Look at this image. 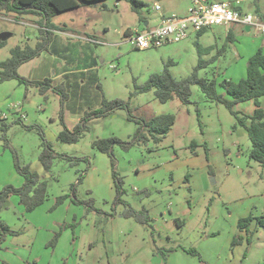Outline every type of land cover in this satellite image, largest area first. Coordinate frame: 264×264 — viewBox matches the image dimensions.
Here are the masks:
<instances>
[{"label":"rangeland","instance_id":"obj_1","mask_svg":"<svg viewBox=\"0 0 264 264\" xmlns=\"http://www.w3.org/2000/svg\"><path fill=\"white\" fill-rule=\"evenodd\" d=\"M138 1L145 6L108 0L105 8L100 3L53 18L48 49L18 73L64 86L66 101L53 90L0 82V192L24 185L16 160L47 185V199L32 212L17 195L0 208V264H264V226L258 224L264 222V167L250 158L246 130L199 86L191 88L189 105L161 103L154 91L137 90L165 70L177 80L191 76L200 58L196 44L212 61L199 71L201 78L238 82L250 56L264 53L263 35L238 28L229 39L228 27L215 26L202 37L140 51L127 42L126 30L143 21L154 25L162 15H183L193 0ZM240 1L245 12L264 16V0ZM42 23L37 15L0 14V37L11 35L0 47V64L12 49L43 42ZM85 66L95 67L76 71ZM62 70L69 72L54 79ZM104 98L124 101L129 110L92 119L76 144L58 140L63 122L73 131ZM260 102L264 108V97ZM237 110L250 115L254 103ZM162 115L176 120L165 138L156 142L145 130L147 139L135 141L142 122ZM41 132L57 156L50 172L40 162ZM109 139L120 141L112 148L114 167L93 147ZM132 209L146 214L149 224L128 217ZM248 217L249 241L238 230Z\"/></svg>","mask_w":264,"mask_h":264},{"label":"trees","instance_id":"obj_2","mask_svg":"<svg viewBox=\"0 0 264 264\" xmlns=\"http://www.w3.org/2000/svg\"><path fill=\"white\" fill-rule=\"evenodd\" d=\"M106 1L108 0H0V14L14 13L20 16H40L43 21L40 32L46 35L45 40L41 43L39 42L35 49L30 47L25 49L16 47L11 50V58L0 64V82L17 80L21 84H31L40 87L43 92L53 90L62 96L63 102L66 101L68 95L65 92L64 86L54 87L51 80L29 81L28 79L21 77L18 71L21 66L39 57L42 51L48 49L53 37V18L66 12L100 3H102L103 8H105ZM127 1H129L135 9L145 6L143 2L138 0ZM203 33L204 32L199 33V36ZM125 35L128 36L129 32L126 31ZM3 44L4 42L0 40V47H3ZM196 46L200 58L198 66L195 68L191 76L182 80H177L168 70H165L163 74H155L151 76L146 84L138 87V92L146 93L154 91L156 98L161 103H167L174 99H178L183 105H189L192 96L191 88L193 86H199L208 100L225 106L236 118L237 124L246 130L252 143L250 158L264 167V108L260 102V99L264 97L263 51L258 50L250 57L247 65L246 77L244 79L238 82H233L232 80L219 82L217 79L210 80L199 76V71L207 68L212 61L204 60L202 56L205 49L200 44H196ZM247 102L254 103V111L250 115H241L242 113L237 110V107L240 104ZM122 109L129 110V106L126 102L121 100L107 101L104 98L102 107L98 110L86 113L85 117L81 119L79 125H77L73 131H70L62 120L64 129L59 133L58 140L64 144H76L82 138L84 132L88 130L87 124L89 121L96 118L106 117ZM175 121L173 115H162L153 118L150 122H142V126L136 134L135 141L147 139L145 130H148L149 134L154 137L156 142L161 141L162 138H165L169 134ZM3 128L5 129L4 126ZM41 139L44 150L40 155V162L45 171L50 172L52 161L57 156L53 151L51 143L46 139L42 132ZM115 144H120V141L109 139L97 140L93 143L94 148L112 158L113 167L115 166V163L112 148ZM15 168L18 173L23 176L25 180L24 185L21 188L8 186L1 191L0 208L11 196L17 195L26 210L32 212L43 205L47 199V185L44 182L39 183V176L37 173L32 172L28 166L21 167L18 160L15 162ZM209 173L211 175L213 174L212 167H209ZM113 177L115 180L119 181L116 171H113ZM81 181L82 177L79 182ZM63 200L64 198L61 197L58 199V203H61ZM126 215L128 217H134L135 220L141 224H149L150 222V219L146 214L137 213L133 209L128 211ZM252 220V217L241 219L238 223V228L240 230H246L247 235H249L248 226L251 224ZM258 224L264 226L262 220H258ZM247 241H249V236H247ZM236 242L235 239L233 245Z\"/></svg>","mask_w":264,"mask_h":264},{"label":"built area","instance_id":"obj_3","mask_svg":"<svg viewBox=\"0 0 264 264\" xmlns=\"http://www.w3.org/2000/svg\"><path fill=\"white\" fill-rule=\"evenodd\" d=\"M215 26H240L264 34V19L245 12L240 0H193L186 15L166 17L156 27L131 32L126 40L140 51L159 49L184 42L192 35L206 32Z\"/></svg>","mask_w":264,"mask_h":264},{"label":"crops","instance_id":"obj_4","mask_svg":"<svg viewBox=\"0 0 264 264\" xmlns=\"http://www.w3.org/2000/svg\"><path fill=\"white\" fill-rule=\"evenodd\" d=\"M189 11V10H188ZM188 11L186 12V13H184L183 15H185V14H187L188 13ZM183 15H179V16H183ZM263 17V19H264V16H262ZM164 18H166V16H161V18L159 19V21L157 22V23H155L154 25H151L150 24V22L149 21H143V24H140L139 26H138V28H136L137 30H140V31H142V30H144V29H148V28H151V27H156V26H158L160 23H161V21L164 19ZM238 28H242V29H245V28H243V27H240V26H231V27H228V38L230 39H233V37H231V35L232 36H234L235 37V30H238ZM136 29H128V30H126V31H128L129 32V34L131 33V32H133V31H136ZM247 34H250L251 33V31H249L248 29H245L244 30ZM207 32V31H206ZM206 32H204L202 35H201V37L206 33ZM126 33V32H125ZM199 35V34H198ZM263 35V37H262V42L264 41V34H262ZM189 40V39H188ZM187 41V40H186ZM185 42V41H184ZM165 47V46H164ZM204 49H205V47H204ZM251 57V56H250ZM25 65V64H24ZM22 67L23 66H21L20 67V69H19V71L22 69ZM95 66H85L83 69H79V70H76V71H78L79 73H82V72H86L88 69L90 70V69H93ZM246 67H247V65H246ZM244 71H245V67H243L242 69H241V71H240V73L241 74H244ZM69 71L68 70H62V72L61 73H56L55 72V78L54 79H59V78H61L63 75H65L66 73H68ZM72 72H74V71H72ZM71 72V73H72ZM34 81H42V80H34ZM43 167V166H42ZM238 230H239V233H240V236L241 237H243L244 235L247 237V232H246V230H240L239 228H238Z\"/></svg>","mask_w":264,"mask_h":264},{"label":"water","instance_id":"obj_5","mask_svg":"<svg viewBox=\"0 0 264 264\" xmlns=\"http://www.w3.org/2000/svg\"><path fill=\"white\" fill-rule=\"evenodd\" d=\"M10 36H11L10 34L6 33V34L1 35L0 39L2 41H4V40L8 39Z\"/></svg>","mask_w":264,"mask_h":264}]
</instances>
